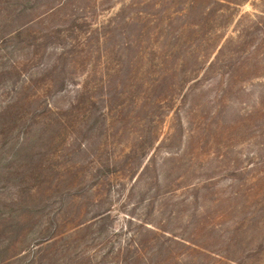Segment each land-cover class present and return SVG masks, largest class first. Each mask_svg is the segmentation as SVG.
<instances>
[{
  "label": "rangeland",
  "instance_id": "374dc122",
  "mask_svg": "<svg viewBox=\"0 0 264 264\" xmlns=\"http://www.w3.org/2000/svg\"><path fill=\"white\" fill-rule=\"evenodd\" d=\"M0 264H264V0H0Z\"/></svg>",
  "mask_w": 264,
  "mask_h": 264
},
{
  "label": "trees",
  "instance_id": "16d2710c",
  "mask_svg": "<svg viewBox=\"0 0 264 264\" xmlns=\"http://www.w3.org/2000/svg\"><path fill=\"white\" fill-rule=\"evenodd\" d=\"M221 49H222V47H221Z\"/></svg>",
  "mask_w": 264,
  "mask_h": 264
}]
</instances>
